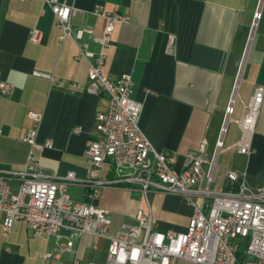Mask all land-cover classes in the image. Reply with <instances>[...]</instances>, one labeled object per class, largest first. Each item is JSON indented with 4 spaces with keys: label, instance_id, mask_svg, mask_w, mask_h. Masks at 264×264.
<instances>
[{
    "label": "crops",
    "instance_id": "0c3cea01",
    "mask_svg": "<svg viewBox=\"0 0 264 264\" xmlns=\"http://www.w3.org/2000/svg\"><path fill=\"white\" fill-rule=\"evenodd\" d=\"M63 1L75 9L70 17L73 30L86 25L96 34L101 32L103 18L92 14L96 6L128 15V22L114 26L102 71L111 79L130 74L131 96L141 103L139 127L157 151L176 158V167L186 152L197 150L202 139L206 140L204 155L211 154L234 86H242L237 93L243 101L254 84L264 86V0ZM33 28L40 31L39 42L29 40ZM58 34L55 17L43 0H0V82L11 85L9 93L0 92V168L23 166L29 150L23 140L30 126L27 111L33 110L40 114L36 140L51 142V147L35 151L39 165L58 175L88 173L85 149L96 136L94 117L106 108L107 98L76 89L89 83L91 62L76 56L82 43L91 51L98 48L86 33L79 40L63 41ZM168 34L175 38L171 53L164 50ZM34 70L50 73L55 80L34 76ZM241 112L237 100L233 118ZM238 137L237 124L230 122L224 146ZM252 146L250 156L224 151L230 153L231 161L221 168L213 187L222 183L226 168L245 171V182L251 187L263 183L264 97ZM111 177L107 163L101 178ZM68 193L73 200H84L80 186H70ZM94 203L109 214L111 235L122 224H134L137 210L150 214L155 229L175 232L185 230L192 213L182 195L152 191L145 198L137 186L126 183L101 188ZM1 222L0 212V264H73L71 252L58 250L68 232L43 239L33 236L23 221H16L3 235ZM107 242L90 235L73 239L77 264L103 261ZM44 252L53 257L40 259L38 254ZM172 264L189 263L174 259Z\"/></svg>",
    "mask_w": 264,
    "mask_h": 264
},
{
    "label": "built area",
    "instance_id": "2783aa9c",
    "mask_svg": "<svg viewBox=\"0 0 264 264\" xmlns=\"http://www.w3.org/2000/svg\"><path fill=\"white\" fill-rule=\"evenodd\" d=\"M43 1L55 17L60 41L79 40L86 33L97 45L98 49L91 51L82 43L76 58L91 59L87 69L89 83L75 87L78 91L105 95L107 105L94 117L96 136L85 149L88 173L84 177L73 171L58 175L39 165L35 151L51 147V142L36 140L40 114L27 111L30 126L23 137L29 146L26 160L20 169L0 168L2 234L7 235L16 221H23L33 236L43 239L50 235L58 237L64 230L69 237L58 250L71 252L73 264L78 263L73 239L80 240L85 235L108 241L105 259L87 264H172L174 259L189 264H264V181L251 187L245 182V171L226 168L222 183L213 187L222 173L218 161L222 152L233 150L244 156L254 152L252 139L264 86L254 84L246 101L239 98L234 86L211 154L204 155L206 140L202 139L197 150L186 152L176 167V158L157 151L139 127L141 103L131 96L130 74L111 79L102 71L104 51L111 44L114 26L128 22V15L96 6L92 14L103 18L101 32L96 34L86 25L71 28L70 17L75 9L63 0ZM29 40L39 42L40 31L31 29ZM174 40L172 34L167 35L165 52H172ZM32 74L55 80L47 72L34 70ZM10 89L9 83L0 82L2 94ZM237 100L242 112L233 118ZM230 122L237 124L239 137L230 146H224ZM107 163L111 164L112 177L102 179L101 171ZM124 183L137 186L145 198L152 191L184 196L192 209L185 230H157L150 214L137 210L134 224H122L115 234H109L110 216L94 199L101 188ZM70 186L82 187L84 200H73L68 193ZM38 257L46 260L53 255L44 252Z\"/></svg>",
    "mask_w": 264,
    "mask_h": 264
},
{
    "label": "rangeland",
    "instance_id": "374dc122",
    "mask_svg": "<svg viewBox=\"0 0 264 264\" xmlns=\"http://www.w3.org/2000/svg\"><path fill=\"white\" fill-rule=\"evenodd\" d=\"M240 89H242V86L241 85H238L237 92ZM230 126H232V124H230L229 127ZM218 161H219V164H220L221 168L223 169L228 164V162L230 163V161H231V159H230V153L229 152H223V153H221L219 155V157H218ZM143 202L144 203L142 204V207H140L141 209H144V206L143 205H146L145 200Z\"/></svg>",
    "mask_w": 264,
    "mask_h": 264
},
{
    "label": "water",
    "instance_id": "95a60500",
    "mask_svg": "<svg viewBox=\"0 0 264 264\" xmlns=\"http://www.w3.org/2000/svg\"><path fill=\"white\" fill-rule=\"evenodd\" d=\"M255 25V22L252 23V27ZM252 29V28H251Z\"/></svg>",
    "mask_w": 264,
    "mask_h": 264
},
{
    "label": "bare ground",
    "instance_id": "6f19581e",
    "mask_svg": "<svg viewBox=\"0 0 264 264\" xmlns=\"http://www.w3.org/2000/svg\"><path fill=\"white\" fill-rule=\"evenodd\" d=\"M258 17V13L256 14V17L255 18H257Z\"/></svg>",
    "mask_w": 264,
    "mask_h": 264
}]
</instances>
